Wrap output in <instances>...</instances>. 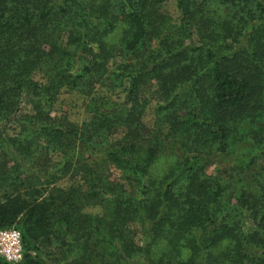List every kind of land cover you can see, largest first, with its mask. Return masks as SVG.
Wrapping results in <instances>:
<instances>
[{
  "label": "trees",
  "instance_id": "1",
  "mask_svg": "<svg viewBox=\"0 0 264 264\" xmlns=\"http://www.w3.org/2000/svg\"><path fill=\"white\" fill-rule=\"evenodd\" d=\"M168 1L0 0V229L20 230L19 264H264V0H177V22ZM63 91L81 123L54 112ZM242 145L245 165L209 174Z\"/></svg>",
  "mask_w": 264,
  "mask_h": 264
},
{
  "label": "rangeland",
  "instance_id": "2",
  "mask_svg": "<svg viewBox=\"0 0 264 264\" xmlns=\"http://www.w3.org/2000/svg\"><path fill=\"white\" fill-rule=\"evenodd\" d=\"M163 11H165L167 14H169L174 21H178L180 17L179 10L177 8V0H169L166 4L163 5ZM36 77L39 80H43V75L38 74ZM44 82V80L42 81ZM154 89L152 91H146L144 92V97L150 102V105L147 110V115L145 117V123L147 124L149 130L151 131L153 129V110H154V102L156 101V95L154 94ZM25 112H29L30 109L24 108ZM54 112L56 114H63L67 116L71 121L75 123H81L82 121L87 118V115L85 113L84 108V102L83 99H81L80 96L77 94H72L70 92H62L57 104L54 107ZM54 113V114H55ZM14 127V126H13ZM11 128L10 133L13 134L15 131V128ZM244 145L238 146L237 148H234L232 153L225 156L222 160L215 161L209 168V174L213 176H218L220 174L226 173H232L235 172L234 168H238L239 166H243L246 164L247 157L243 155L244 152ZM60 157L55 156L52 159V163H57L59 161ZM164 167V163H160L157 165L156 169L162 170ZM259 163L247 174H243L240 176H236V178H244L246 180H249L251 178V175L258 169ZM100 210L90 209L88 212L91 214H97Z\"/></svg>",
  "mask_w": 264,
  "mask_h": 264
},
{
  "label": "built area",
  "instance_id": "3",
  "mask_svg": "<svg viewBox=\"0 0 264 264\" xmlns=\"http://www.w3.org/2000/svg\"><path fill=\"white\" fill-rule=\"evenodd\" d=\"M0 258L9 264H19L24 258V245L20 230L0 229Z\"/></svg>",
  "mask_w": 264,
  "mask_h": 264
}]
</instances>
